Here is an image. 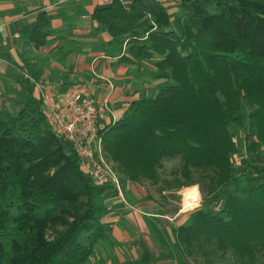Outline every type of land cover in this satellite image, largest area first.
Segmentation results:
<instances>
[{"label":"trees","instance_id":"trees-1","mask_svg":"<svg viewBox=\"0 0 264 264\" xmlns=\"http://www.w3.org/2000/svg\"><path fill=\"white\" fill-rule=\"evenodd\" d=\"M90 17L119 53L129 43L130 59L150 61L167 83L102 129L107 162L121 181L158 185L164 161L179 159L176 189L199 185L222 197L217 211L200 207L173 232L182 264H264V0H184L174 11L112 0ZM50 23L39 13L20 40L45 47ZM3 58L21 102L11 119L0 113V264H88L110 240L105 199L114 189L80 170L73 146L50 129L29 71ZM244 109L253 133L239 173L232 128L244 127ZM238 173L243 187L226 190ZM126 264H155V256L143 247Z\"/></svg>","mask_w":264,"mask_h":264},{"label":"crops","instance_id":"crops-1","mask_svg":"<svg viewBox=\"0 0 264 264\" xmlns=\"http://www.w3.org/2000/svg\"><path fill=\"white\" fill-rule=\"evenodd\" d=\"M111 1L0 0V103L9 109L10 104L21 102L18 86L5 77L8 64L3 58L4 52L29 71L26 77L35 84L36 96L43 104L61 103L75 91L98 102L106 100L110 113L106 121L100 123L102 129L118 121L130 102L155 91V86L161 82L152 83L150 78L155 79L156 75H146L147 71L154 70L152 63L139 64V60L130 59L125 50L127 42L119 53L107 34L96 31L97 25L90 16L95 9L106 7ZM41 12L48 14L51 23L46 46L37 49L21 41L20 33L25 26L34 23ZM122 57L129 60L124 61ZM136 189V184H124L125 198L136 204L134 209H128L115 194L105 199L104 224L110 240L101 246L111 248V257L100 258L104 247L98 248L99 264L101 260L104 264L139 260L141 247H147L156 256L159 246L161 249L177 246L173 232L183 226L185 220L159 215ZM173 263L172 260L169 264Z\"/></svg>","mask_w":264,"mask_h":264},{"label":"rangeland","instance_id":"rangeland-1","mask_svg":"<svg viewBox=\"0 0 264 264\" xmlns=\"http://www.w3.org/2000/svg\"><path fill=\"white\" fill-rule=\"evenodd\" d=\"M131 1L125 4L129 6ZM178 14L179 13H176L173 15L174 20L179 17L180 14L179 15ZM173 24H174V29L176 31H179L178 30L179 28L177 27L176 22H174ZM144 63L145 64L149 63L150 65L151 62L139 60V64H144ZM146 73H147L146 75L149 77H152V76L154 77L156 75L155 70H151V73L150 72L148 73V71ZM156 80H157L156 78L155 79L150 78V82L152 83H154ZM160 82L161 84H157L155 86L156 88L155 91L151 90L147 94L148 97H153L156 94L158 88H161L167 84L165 81H160ZM54 103L53 105H60L62 102L60 103V101H57L55 104ZM43 106L45 107V110H46V105L43 104ZM19 110L20 108L18 105L10 104L9 109H7V106L2 105L0 103V113H5L7 119H11L14 116V114L18 112ZM243 115L245 118L244 127H233L232 128V131L234 133V138H235L237 147L239 149L238 154L233 158V167L235 169H239V173L242 171L243 168L246 169V167L242 165L246 157L245 150H244V138L246 135L253 133L250 122L246 118L247 109H244ZM179 165H180L179 159L164 161L163 169L160 171L161 181L158 183V185H152L149 182H144L140 185H137V189L135 191L138 194L143 193L145 196L143 201L147 203L150 202L153 205L152 207L153 210L157 211L159 215L162 214L164 217H169V219H173V220L182 219V221L185 220L183 225H189L191 222V218H192L191 215L193 214L195 210L199 209L200 207L204 209L209 207L210 209L212 210L215 209L217 211L220 206L222 197H220L218 200L214 199V197H207L206 194L202 192V188L199 185H194V187L190 186L191 188L182 187L180 189H176L175 184H174V176H172V172L176 170L179 167ZM239 173L237 176V180L233 182L232 184H229L228 186H226L225 187L226 190H229V191L239 190L243 187V185L245 184L246 176L243 174H239ZM122 181L124 182L122 183V191L124 195V184L125 183L128 184V183L125 182L124 180ZM166 182L171 183V187H169L168 184H166ZM221 191H224V188L221 189ZM111 195H114V194H111ZM194 195L196 196V199L195 201H192L191 199ZM114 196L117 197L116 195ZM119 200L123 205L127 206L128 209H132V208L134 209L136 207L135 203L131 204L130 202L126 200L125 195H124V200H121V199ZM101 245L99 247L100 249L104 247L103 251L101 252V255L98 254L97 257H95L94 259L92 258V260L88 264H99L98 262L99 257L105 258L106 256H108L107 259L111 257V254L109 253L111 248H108L107 246H101ZM140 250L141 252H143L142 247ZM140 254L141 253H139V255ZM155 255H156L155 264H166V263L169 264L172 262V260L175 261V263L173 264H182L180 262L177 246H174V247L169 246V247L162 248V249L159 246L155 252ZM121 259L123 258L121 257ZM189 261L190 262L188 264H196L194 263L193 259H190ZM197 261H202V259L199 257ZM221 264H230V261L227 258H225V260L221 262Z\"/></svg>","mask_w":264,"mask_h":264},{"label":"built area","instance_id":"built-area-1","mask_svg":"<svg viewBox=\"0 0 264 264\" xmlns=\"http://www.w3.org/2000/svg\"><path fill=\"white\" fill-rule=\"evenodd\" d=\"M160 5L173 9L184 0H154ZM124 2V1H123ZM46 105L50 129L56 136L68 141L80 160V170L89 175L98 185L111 186L115 195L124 200L122 181L103 152L102 128L110 108L108 102L75 91L60 105Z\"/></svg>","mask_w":264,"mask_h":264},{"label":"bare ground","instance_id":"bare-ground-1","mask_svg":"<svg viewBox=\"0 0 264 264\" xmlns=\"http://www.w3.org/2000/svg\"><path fill=\"white\" fill-rule=\"evenodd\" d=\"M195 199H196V196L194 195L191 200L192 201H195Z\"/></svg>","mask_w":264,"mask_h":264}]
</instances>
